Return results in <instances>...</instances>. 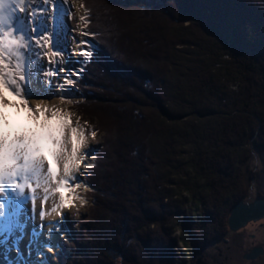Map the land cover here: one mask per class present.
I'll return each mask as SVG.
<instances>
[{
  "label": "trees",
  "instance_id": "obj_1",
  "mask_svg": "<svg viewBox=\"0 0 264 264\" xmlns=\"http://www.w3.org/2000/svg\"><path fill=\"white\" fill-rule=\"evenodd\" d=\"M81 3L96 51L69 108L104 137L57 264H187L178 242L196 263L264 197V0Z\"/></svg>",
  "mask_w": 264,
  "mask_h": 264
},
{
  "label": "snow or ice",
  "instance_id": "obj_2",
  "mask_svg": "<svg viewBox=\"0 0 264 264\" xmlns=\"http://www.w3.org/2000/svg\"><path fill=\"white\" fill-rule=\"evenodd\" d=\"M25 2L26 0H0V90H2L0 107L17 108V114L19 110L27 114L26 123L20 127H12L7 115L0 114V235L4 236L0 244L6 245L8 237L19 231L20 235L15 237L10 249L18 256L20 255L18 244L23 239L27 220L36 221L35 208L33 215L26 217L25 222L22 223L20 219L25 214L26 203L30 198L27 193L30 191L31 199H36V189H33L32 185L35 184L39 188L41 180L55 185L51 189L45 186L44 201L49 199V193L58 195L59 203L52 211L57 212L58 216L61 215L57 209L73 207L78 198L76 189L80 187V178L76 175V170L84 156L91 152L89 149L84 156L78 155L84 142V134L78 128L72 127L70 113L41 103H37L34 108L30 106L29 101L34 93L41 95L50 93L61 82L64 85H72L73 77L79 73L67 66L72 58L71 52L57 47L59 33L55 26L43 35L44 43L41 44L38 38L41 33L35 27L29 32L25 26V18L17 15L11 8L14 3L16 8L23 12L25 9L22 6ZM59 3L60 0H54L57 15L53 19L56 21L60 20ZM31 33H36V45L54 49L50 54L54 59L48 62L46 72L31 70V57L28 56L33 48L31 41L34 37ZM91 51L94 55L95 44H92ZM62 53L63 63L55 59ZM22 55L27 57L24 63L21 62ZM81 55H88V52L82 51ZM44 75L47 79L43 78ZM9 97L13 99L9 100ZM69 132L70 153L65 147ZM95 134L92 133L93 137ZM61 159L64 161L62 177L58 175V161ZM38 216L42 220L45 211L40 210ZM59 227L60 225L57 226ZM39 228L43 230L45 225L42 223ZM40 235L41 231L33 228L29 243L34 245ZM42 255L43 253L38 252V256ZM5 259H8L7 255Z\"/></svg>",
  "mask_w": 264,
  "mask_h": 264
},
{
  "label": "bare ground",
  "instance_id": "obj_3",
  "mask_svg": "<svg viewBox=\"0 0 264 264\" xmlns=\"http://www.w3.org/2000/svg\"><path fill=\"white\" fill-rule=\"evenodd\" d=\"M25 11L21 12L20 9L16 8L15 4L13 3L11 5V8L15 10L17 15H20L25 18V26L30 30V28L34 27V24L31 20V16L35 13L39 15V19H43V27L41 36L38 37L40 39V43L43 44V35L50 31L53 26L56 27L58 33H59V41L57 42L58 48L66 49L67 51L71 52L72 58L70 62L68 63V67L71 69H74L76 65H78L79 59H81V50H80V44H77L76 41H80L79 37H82L79 34V31H84L82 23H78L75 20L77 8L72 6L71 0H60L59 3V15L60 20L56 21L53 19L57 15V11L55 9L54 0H26L25 4L22 6ZM32 35V34H31ZM33 36V35H32ZM34 39L31 41V44L33 46L32 51L29 52L28 56L31 57L30 63H31V70L33 72L42 71L46 72L47 68L49 67L48 62L54 58L51 57V51L54 50L51 47L49 48H41L38 45H36V36H33ZM47 53V54H45ZM55 59H58L61 63H63L64 56L63 53L60 57H57ZM27 60V57L21 56V62L24 63ZM64 75V74H61ZM44 79H47V76H43ZM55 79V78H53ZM72 85H64L62 82L60 85H57L52 89L50 93H45L43 95L41 94H33V98L29 101L31 107H35L37 103L46 104V102L51 101L54 102L56 99L55 96L60 95L63 91L68 92L69 89H71ZM2 92V90H0ZM6 95V94H5ZM13 99L12 97H9V100ZM17 108L9 107L7 109H4L3 107H0V114L7 115L10 124L12 127H20L23 126L26 123L27 120V114L23 112L22 110H19V114ZM74 127V126H72ZM79 129V127H78ZM85 139V137H84ZM65 147L67 148L68 152L71 151V142H70V132L68 136L66 137L65 141ZM88 149H84L83 145L80 148L78 155L84 156L85 152ZM92 151L89 152V155L84 156V159L82 162L86 165L90 163V159L92 158ZM92 162V161H91ZM63 159L58 161V168L59 173L62 177V169H63ZM47 164L45 163V172H46ZM80 168V167H79ZM76 170V175H78V170ZM47 186L48 188H53L55 185L47 183L44 180H41L39 188L36 187L35 184L32 185L33 189H36V199H31L32 193L29 191L27 194L29 195V200L26 203V211L25 214L20 217L21 222H25L26 217H31L33 215V209L36 210V221L33 222L31 219L27 220V226L24 229V236L23 239L19 242L18 247L19 251H22L23 254H29L32 250H36L37 252H44L46 250H51L54 246H56L58 241V228L57 226L62 224L64 216L67 214V210L69 208L65 209H57L58 212L61 213V215H57V212L52 211V209L56 206V204L59 203V197L58 195H52L49 193V199L47 201H44V188ZM40 210L45 211V216L41 220L38 216V212ZM44 224L45 228L41 230L39 228L40 224ZM33 228H36L38 231H41V235L39 236L38 240L35 242L34 245L30 244L29 241L31 240V231ZM60 228V227H59ZM51 229V231H50ZM20 233L17 234L19 236ZM46 238V241H45ZM4 236L0 235V240H3ZM15 239V235L9 236L7 240V244H0V247L10 250L12 248V242ZM45 245H50V247H45ZM0 248V249H2ZM11 251V250H10ZM14 252V251H12ZM16 253V252H15ZM45 254V253H44ZM43 254V255H44ZM17 255V254H16Z\"/></svg>",
  "mask_w": 264,
  "mask_h": 264
},
{
  "label": "rangeland",
  "instance_id": "obj_4",
  "mask_svg": "<svg viewBox=\"0 0 264 264\" xmlns=\"http://www.w3.org/2000/svg\"><path fill=\"white\" fill-rule=\"evenodd\" d=\"M71 1H72L73 8L74 7L77 8L75 20L78 23H82L85 25L86 14H85V11L82 7L81 0H71ZM31 20H32L34 25L41 28V32H42L44 20L39 19V15L37 13H35L31 16ZM31 29L32 28H30L29 32H31ZM79 34L82 36V37H79V39L81 40L80 50L88 52L90 50L92 44H93L91 34L87 31H79ZM85 41H88L90 43H88V44L83 43ZM86 56L87 55H82L81 59H79L78 65H76V67H74V69H73L74 72L79 73V71L81 69V64L84 62ZM75 77H76V75L73 77L74 80H75ZM82 98L83 97H82L81 92L78 90V88L76 86H74V84H72V87H71V89H69L68 92L63 91L60 95L55 96L54 99H56V100L54 102L48 101V102H46V104H44L50 108H52V107L59 108V109H62L66 113H70L72 126H74L76 128L79 127V130L82 131L84 134L85 139L83 142V148L88 149L87 151H89V149H91V151L93 153L92 158L90 159V163L88 165L85 166V164L83 162H81L80 168L78 170V176L80 178V187L76 189V195L78 198L75 201L74 206L69 208V210H67V212H66L67 214L64 216L62 224L60 223V228H58V230H57L58 231V237H59L58 238L59 243L56 246H54L53 248H51V250L39 252V253H43V254L45 253L42 256H38V252L36 250H32L28 255L24 254V255H21V257H20V255L19 256L16 255L15 251L12 252L8 249L0 247V248H2V249H0V264H57V261L59 260V255L66 253L68 251L67 248L69 245V236L75 230L76 221H77L78 217L83 215L85 209L87 207H89V205L91 204L90 199L87 195V191L90 190V188L87 185V183L85 182V177L88 174L87 168L93 162L94 152H95V150H97V148L99 147V143L102 141V139L104 137L103 132H99V134H97L95 131H92L91 128L89 127V125L82 122V120H80L73 113V111L69 108V107H71L70 105L72 103L80 101ZM134 103H136V102H134ZM132 106H134V105H132ZM93 132L96 133L94 137L92 135ZM262 221H264V220H262ZM242 230L245 231L246 235H248V233H256V235H258V236L256 237L255 242H258L257 238L260 242L264 241V225H263V227H259L258 222L249 223ZM18 233H19V231L14 233L15 237L17 236ZM179 233H180V230L175 232V234H177V235ZM45 241H46V238H45ZM178 246H179L178 247L179 249L184 250L185 260L187 261V264H197L194 262L195 257H193V258L190 257L189 250L185 247V245L178 242ZM206 251H208V249ZM209 252L213 258L218 257L217 249H210ZM20 254H23L22 251H20ZM5 255L8 256L7 260L5 259ZM203 255H205V253ZM234 257H235V259H237L236 257H239V260H238L239 263H236L233 260V261L229 262L230 264H249L250 263L248 261L241 259V254H240L239 250H236V256H234ZM260 262H262V264H263L264 255L258 260L257 263L254 262L251 264H260ZM229 263H226V264H229ZM206 264H217V263L213 262L212 258H207ZM222 264H225V263L223 262Z\"/></svg>",
  "mask_w": 264,
  "mask_h": 264
},
{
  "label": "flooded vegetation",
  "instance_id": "obj_5",
  "mask_svg": "<svg viewBox=\"0 0 264 264\" xmlns=\"http://www.w3.org/2000/svg\"><path fill=\"white\" fill-rule=\"evenodd\" d=\"M262 220L264 219L255 221L254 223L258 222L259 227H263L264 221ZM242 229L243 228H240L236 231L228 230L222 235L216 237L206 246L205 249H208V251H205V255L197 257L196 263L206 264L207 258H212V261L216 262L217 264H222L223 262L226 264L233 260L234 262L239 263V257H236L237 259L234 257L236 256V250L240 251L241 259L250 262L249 264L254 262L257 263L258 260L264 255V241L260 242L257 238L258 242H255V239L258 235H256V233H248V235H246L245 231ZM210 249H217V258L212 257L209 252ZM253 249H261V251H253ZM260 264H262V262H260Z\"/></svg>",
  "mask_w": 264,
  "mask_h": 264
},
{
  "label": "water",
  "instance_id": "obj_6",
  "mask_svg": "<svg viewBox=\"0 0 264 264\" xmlns=\"http://www.w3.org/2000/svg\"><path fill=\"white\" fill-rule=\"evenodd\" d=\"M36 29L39 31L38 28ZM262 203H264V197H249L235 203L228 215L229 230L236 231L244 228L249 222L264 219ZM253 251H261V249H253Z\"/></svg>",
  "mask_w": 264,
  "mask_h": 264
}]
</instances>
